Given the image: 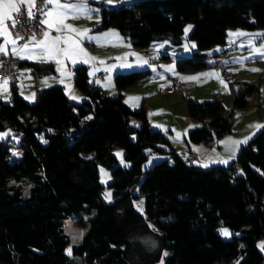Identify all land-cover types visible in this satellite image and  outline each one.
<instances>
[{"label":"trees","instance_id":"1","mask_svg":"<svg viewBox=\"0 0 264 264\" xmlns=\"http://www.w3.org/2000/svg\"><path fill=\"white\" fill-rule=\"evenodd\" d=\"M189 23L197 51L177 60L180 72L215 66L224 53L210 63L203 52L225 46L230 29L264 31V0H144L104 8L97 29H115L133 49L145 50L163 40L178 47ZM18 64L35 78L57 72L52 62ZM150 73L116 74L114 83L122 91ZM74 84L87 98L80 105L58 85L37 90L33 105L15 85L10 103L0 101V131L11 129L22 150L20 162H9L11 147L0 142V264H264V128L228 167L203 169L185 164L163 134L152 131L143 109L132 111L121 95L111 98L91 85L85 66L74 68ZM230 87L233 108L245 109L260 80ZM188 116L198 124L185 138L188 149L212 147L232 132L234 118L219 98L190 100ZM116 148L129 169L118 166ZM153 153L168 159L142 173ZM100 165L111 173L112 203L103 200ZM139 197L144 214L136 207ZM73 216L87 230L69 255L64 225ZM221 227L239 235L225 240Z\"/></svg>","mask_w":264,"mask_h":264},{"label":"rangeland","instance_id":"2","mask_svg":"<svg viewBox=\"0 0 264 264\" xmlns=\"http://www.w3.org/2000/svg\"><path fill=\"white\" fill-rule=\"evenodd\" d=\"M140 1L144 0H110V2L109 0H88L89 8L97 10L95 12L88 13V15L91 16L90 19L86 18V16H81V18L79 19H74L71 16L66 18L68 20L67 25H71L72 27L81 30L84 28L90 29L92 36L100 38L99 40L94 41L95 44L94 46H92L93 48L91 47L92 42H90L89 40H81L82 44L79 41H75L76 44H78L79 47L82 48L84 52H86L88 55L85 56L83 53L78 52L73 58L83 60L85 59V63H92V65L83 64L78 66H85L88 72V70H91V68L94 67L95 64L97 65L98 63V61H93L90 59L91 55L96 56L98 52L101 54L104 51H109L119 47L116 42L117 40H115L111 35H108L110 37L104 36V34H110L108 32H116V34L121 35L119 31L115 29H97L98 26L101 24L102 10L104 8L116 9L120 6H130L131 4ZM65 2L71 3L73 1L65 0ZM78 2H80V0L76 2L74 1L73 3ZM189 26H191V28L187 32H185V29ZM193 28L194 25L192 23L186 25L184 29L183 38L181 39L182 43L178 47H172L169 42L163 40L151 43L150 47L145 50H135L130 46V43L126 41V38L121 35L122 40L126 41V44H129V47L123 48V50H135L138 53H143L140 56H142L143 60H147L148 64L140 65L136 63V60L130 57V53L126 52L122 54H116L117 57L113 58L116 59V61H107L111 58L105 56L102 57L103 55H98L100 56L98 57V60L103 61V63H99L105 66L103 68L104 72L108 71L106 69H113L108 71L110 76L106 78L104 84H101V87H103L101 89L105 96L111 98L121 95L123 102L127 104L132 111H139L140 109H143L148 125L152 129V131L162 133L165 139H167V141L169 142L170 148L177 153L181 152V150H183V147L185 150L188 149L187 144L185 142V138L188 132L192 129H195L198 125L195 121H192L188 116V105L190 100L194 102H207L214 100L216 98V95L221 96L219 97V99L221 100V103L225 109V114H230L234 118L231 128L232 132L224 135L216 143V145H213L214 147L212 146L213 149L210 155H208L205 160L200 161V163L198 161H195V165L201 166L203 169H206L213 166H219V161L227 160V163H222L220 166L228 167L237 158L241 147L246 143L240 144L238 147L233 149V146H226L223 142L226 141L228 138H231L232 140L241 141V139L244 138L246 133L251 129L250 126L254 125L255 122H258V124H260L259 121L264 120V56H261L255 52V48H259L262 43L264 44V39L261 38L256 40L252 38L253 36H248V40L243 41L239 40L238 36L231 37L230 33H232L233 31L238 32L239 30L240 32L252 35L258 32H262L263 30L247 32L241 29H230L228 31L229 43L234 42L235 45H237L236 48L232 49L228 47V49L227 46H215L203 52V54H205L209 58V62L213 63V56L217 55V52H214V50H230L224 52L225 57L223 59V63L227 68H229V70L234 72V80L232 79L229 81H223L219 75L212 77L203 76L199 80H186L181 79V77H194L199 76L202 73L216 72L215 67L213 65H210L200 71H178L176 66L177 60L181 58L189 59L192 57L193 53L197 51L195 42L189 39ZM69 33L72 39L66 38L69 41L68 46H74L71 43L72 41H74L72 35H74V38L80 36L75 32L69 31ZM259 41H261V43ZM250 44L254 45V47H249ZM159 45H163L162 50L165 52V54L163 55H166L169 50L172 51L173 55L169 56V58L167 59H158V55L150 54L149 50H152V47ZM192 45H195V47H192ZM185 46H187V50H185ZM89 49L94 54H91ZM147 51L148 54L145 53ZM95 58L97 59V57ZM120 58H123V60H121ZM151 60L152 62L154 61V63L149 65V62H151ZM122 64H131L132 67H122ZM144 65H148V67ZM173 65L174 71H166L167 66ZM116 66L121 69L120 73L117 72V70L115 72L114 69L116 68ZM139 67H145L148 71L151 72L148 78L142 82H138L135 85L126 88L125 90H118L114 83V76L116 74H130L135 72L146 71L145 68L142 69ZM251 69H258V71H251ZM160 70L165 71V74L167 73L169 75L179 77L180 81L182 82V90L179 93L176 92L172 95L158 93L157 90L164 88V86H162V82L164 80L163 75H159V77L156 75L158 72H160ZM21 74L22 76L19 77L20 79H22V81H20L16 85L15 91L21 98L25 100L28 105L35 104L37 90L47 89L55 85L63 87L68 100L75 105H80L82 102L87 100L84 93H82L79 89L76 88L74 84V78H72L71 76V78L69 76L61 77V85H59V82V84L54 83L56 80L48 79L49 76L42 77L43 79H37L40 81L35 82V77L31 75L30 70L27 68H21ZM88 76L89 83L91 85H100V83H93L91 76ZM45 80L47 81L46 84H44ZM257 80H260V92L258 96L255 97L256 99L251 98L249 100V105L245 109L233 108L234 96L231 92V82H254ZM11 89L12 86L10 82H8L6 85H2V92H8L2 95L0 101L6 104L10 103L12 96ZM2 92H0V94ZM73 95L76 96L78 99H73ZM130 125L135 128L141 127V123L138 120H131ZM262 129L263 128H260L258 132H256V134L259 133V131H261ZM0 133H10L9 135H5L3 138H0V142H7L8 145L11 147V154L8 158L9 162H20L22 159V150L19 145L20 137L16 136L11 129H5L3 131H0ZM256 134H254L250 139H252ZM134 139L135 137L132 136V140ZM249 140H247V142ZM163 149L169 150L168 147H163ZM116 153H121L122 155L118 156L116 155ZM113 155L117 160L118 166H121L125 169L130 168V164L124 160V151L121 148H116L113 151ZM198 157L199 155H197L195 159L197 160ZM166 159H168V155L166 154H151L148 160L143 164L141 172H146L154 164L164 161ZM122 160L123 163H121ZM171 162L172 161L169 160V163ZM197 163H199V165ZM204 164H207V167L203 166ZM99 182L105 188L103 192V200L106 203H112V194L110 197L106 198V194L111 193V190L108 187L109 184L112 182L111 173L106 167L101 165L99 166ZM29 194L30 186L26 185L24 186V197H28ZM136 207L141 213L144 214L143 197H139L136 200ZM75 219L76 217L67 219L64 225L65 234L70 238L69 248H71L73 245L79 244L82 241V238L87 230L86 226L83 227L77 224L75 222ZM149 225L153 227L152 222H149ZM222 228L227 229L229 232L228 236H224L219 231V234L225 240H231L234 236L239 235V233L231 231L226 227H221L220 229ZM69 248H67V250Z\"/></svg>","mask_w":264,"mask_h":264},{"label":"snow or ice","instance_id":"3","mask_svg":"<svg viewBox=\"0 0 264 264\" xmlns=\"http://www.w3.org/2000/svg\"><path fill=\"white\" fill-rule=\"evenodd\" d=\"M24 0H21V3H23ZM110 2V0H109ZM52 4L54 5L52 10L49 11H43V14L47 17H54L56 21H58L57 26H56V31L58 33L62 32L65 28L70 31V32H75L79 36L83 37L84 39L88 40H99V37H94V36H88V33L90 32V29L84 28V29H77L72 27L71 25H61L59 22H62L63 19L68 18L71 16L74 19H79L81 16H86V18H91L88 13L95 12L97 10L91 9L88 6V0H80L78 3H61L60 0H47V3L44 6V9H47V5ZM34 7V0H28V16L31 17L33 13L31 12V8ZM9 10L15 11L18 15L20 12V8L18 7L17 3L13 2V0H0V29L3 28L4 26V21L6 19H9ZM41 24H48L49 28L52 27L51 23L49 20L44 19L40 21ZM17 25L15 22L13 23L12 27H16ZM22 29L26 28V22L22 23L20 25ZM191 26L185 29V32H187ZM35 31V30H34ZM44 39L37 41L35 38V35L29 38L27 43H24L21 48L17 49V41L25 39L23 36H20L19 33H17L16 39L10 41V43L13 45V50H12V55L17 56L19 58H27V55L25 53H31L35 52L37 57L39 58L40 62L42 63H47L49 61H54L56 64L60 65L62 61L59 59L60 56H64L65 58L72 59L78 52L83 53L85 56L88 54L84 52L82 48L79 47L78 44H76L75 41H72V45L74 46H68L69 41L67 39L62 38L61 35H57L55 37H50L49 32L45 31L43 33ZM108 35H114V34H104L105 37ZM230 35H236V36H243L247 35L246 33L243 32H237V33H230ZM257 35L264 36V33H260ZM29 44H34L36 47L34 49L29 48ZM64 45V46H62ZM158 47H163V45H159ZM192 47H195V45H192ZM249 47H254V45L250 44ZM185 50H187V46H185ZM255 52L261 56H264V44L260 45L259 48H255ZM0 53L7 55V51L4 46H0ZM90 59H96L94 57H90ZM123 59V58H120ZM138 60L142 61L143 64H147V60H143L142 57H138ZM73 64L76 63L75 59L72 60ZM103 63V61H100ZM122 67H132L131 64H122ZM110 71L111 69H106ZM57 71L61 73V76H70L71 73H65L63 67H58ZM166 71H174V65L173 66H167ZM251 71H258V69H251ZM219 73L216 72H210V73H202L199 76H190V77H181V79H186V80H199L203 76H218ZM45 83L47 82L46 80L44 81ZM8 83V79L6 78L5 81H3V84L6 85ZM223 83V81H222ZM2 86V85H0ZM73 99H78L76 96H72ZM90 118V117H89ZM250 127H255L257 129L259 128H264V125H254ZM51 131V130H49ZM10 133H0V138H3L5 135H9ZM251 137H246L244 140L237 141V140H232L231 138H228L225 143L226 146L231 145L234 147H238L240 144L247 143V140L250 139ZM42 141L43 138L41 137ZM46 143L47 141H43ZM116 155L120 156L122 155L121 153H116ZM234 158V157H232ZM222 163H227V160H222L220 161ZM123 163V160L121 161ZM203 166L207 167V164H204ZM14 183V181H13ZM111 193L106 194V198L110 197ZM222 235L228 236L229 232L227 229H220L219 230ZM75 239V238H74ZM262 248H264V245H262ZM68 254H71V248L67 250ZM166 255V253H165Z\"/></svg>","mask_w":264,"mask_h":264},{"label":"crops","instance_id":"4","mask_svg":"<svg viewBox=\"0 0 264 264\" xmlns=\"http://www.w3.org/2000/svg\"><path fill=\"white\" fill-rule=\"evenodd\" d=\"M45 1V4L47 3V0H44ZM70 1H78V0H70ZM5 2H7V0H5ZM13 2H15V3H17V5L19 6V5H24L28 10H29V8H28V0H24V2L23 3H21V0H13ZM35 2H36V0H34V4H35ZM60 2L61 3H67V2H65V0H60ZM73 2H71V3H73ZM53 7H54V5H52V4H48L47 5V9H44L45 11H49V10H52L53 9ZM33 8V7H32ZM31 8V9H32ZM16 12L15 11H12V10H9V16H10V18L9 19H6L5 21H4V26H3V28L2 29H0V39H1V41H2V43H1V45L0 46H4L5 47V49H6V51H7V55H5V54H2V53H0V64H1V62L5 59V58H7V57H12V58H14L18 63H21V62H33V63H42V62H40V60H39V58L37 57V55H36V53L35 52H31V53H25L26 55H27V58H19V57H17V56H14V55H12V50H13V45L10 43V41H12L13 39H12V36H11V34H10V31H9V29H8V26H7V22L8 21H10L12 18H13V15L15 14ZM44 19H47V20H49V22L51 23V25H52V27L51 28H49V25L48 24H44L45 25V27H46V29H47V32H49V34H50V37H55V36H57V35H61L62 36V38H64V39H72V37L70 36V33H69V31L68 30H66V28L62 31V32H60V33H58L55 29H56V26H57V23H58V21H56L55 20V18L54 17H47V16H45L44 15ZM62 26L63 25H67L68 24V20L67 19H63L62 20V22H59ZM238 32H240L239 30H238ZM108 33H110V34H114V35H111L115 40H117L116 42H117V44H118V48H116V49H112V50H109V51H104V52H102L101 54L98 52L97 54H96V56H93V55H91L90 57H97V59H91V60H96V61H98V63H97V65L95 64V66L94 67H92L91 68V70H88V75H90L91 76V79H92V82L93 83H95V84H99L100 83V85H98V86H96V87H99L100 89L101 88H103V87H101L102 85L101 84H104L105 83V80H106V78L107 77H109L110 76V74H109V72L107 71V72H104L103 70V68L105 67L104 65H102L101 63H99L100 61L98 60L99 58L98 57H100V56H98V55H103L102 57H110L111 59H108L107 61H116V59H113V58H116L117 56H116V54H122V53H130V57L132 58V59H135L136 60V63H138V64H140V65H143V63H141L142 61H140V60H138V57H142V56H140V55H142L143 53H138V52H136L135 50H123V48H128L129 46V44L127 43L126 44V41H123L122 40V37H121V35L120 34H116V32L114 33V32H108ZM233 34L234 33H237V31H233L232 32ZM260 33H264V31H262V32H258V33H255V34H252V35H249V34H247V35H243V36H238V39L239 40H243V41H245V40H248V36H253L252 38L253 39H256V40H258V39H264V36H261V35H257V34H260ZM229 35V34H228ZM73 36V40L74 41H79L81 44H82V41L81 40H84V41H88V39H84L83 37H76V38H74V35H72ZM88 36H92V34H91V31L88 33ZM234 36H236V35H231V37H234ZM108 37H110V36H108ZM90 42H92V44H91V47L92 46H94V44H95V40H89ZM232 42V41H231ZM27 43V42H26ZM229 44V45H228ZM263 44V43H262ZM261 44V45H262ZM62 46H64V45H62ZM225 46H227V48L229 47V48H236V46L237 45H235V43L234 42H232V43H229V37H227V40H226V45ZM16 47H17V49H19V48H21L22 46H20V45H16ZM36 46L34 45V44H29V48L30 49H34ZM150 47V46H149ZM89 48V47H88ZM93 48V47H92ZM228 48V49H229ZM152 50H149L150 51V54H156V55H158V53H160V55H158V59H167V57L169 58V56H167V55H161L162 53L163 54H165V52L162 50V47H158V46H154V47H152L151 48ZM89 51H90V49H89ZM128 51V52H127ZM170 51V50H169ZM225 51H230V50H214V52H217L216 54L217 55H219V54H221V53H224ZM91 52V54H94L92 51H90ZM145 53H147L148 54V51L147 52H145ZM115 55V56H114ZM165 56H167V57H165ZM224 57H225V54H223V56L220 58V61H222V63L224 62L223 61V59H224ZM18 58V59H17ZM59 59L62 61V63L60 64V65H58V64H56L54 61H49V62H47V63H50V62H52V63H54L55 64V66H56V70H57V68L58 67H63V69H64V72L65 73H71V77L72 78H74V68H75V66H78V65H83V64H89V65H92V63H85V59L83 60V59H75V58H72V59H68V58H65L64 56H60L59 57ZM73 59H75V61H76V63L75 64H73V62H72V60ZM102 59V58H101ZM121 60H123V59H121ZM92 62V61H91ZM152 63H154V61L153 62H149V65L150 64H152ZM148 64V63H147ZM224 64V63H223ZM144 66H146V67H148V65H144ZM89 68V67H88ZM139 68H142V69H144L145 67H139ZM227 68V67H226ZM228 70H229V68H227ZM111 70H113V69H111ZM115 70V72H116V70H117V72H121V69H119V67L118 66H116V68L114 69ZM145 70L146 71H148L147 70V68H145ZM229 73H230V75H231V79L230 80H232L233 79V75H234V72L233 71H231V70H229ZM99 74H104V79L102 80V81H97V80H95V77L97 76V75H99ZM113 74V73H112ZM29 75V74H28ZM158 77H159V75L160 76H162L163 75V78H164V80H163V82H162V86H164V88L169 84V81H170V79L171 78H178L179 79V77H177V76H173V75H169V74H165V71H162V70H160V72H158L157 74H156ZM19 76H22V74H21V68H19V70H18V73L17 74H15V76H14V78H15V81L14 82H12V79H10V80H8V82H10V84H11V86L12 85H15V88H16V85L20 82V81H22V79H20V77ZM69 76V77H70ZM19 77V78H18ZM51 77V78H50ZM62 76H61V73L60 72H56V74L55 75H53V76H49L48 77V79H52V80H56L55 82L54 81H52V82H54V83H56V84H59L60 82H61V80H60V78H61ZM70 77V78H71ZM36 80H35V82H38V81H40V80H37V79H40V78H35ZM43 79V78H42ZM234 80V79H233ZM3 81H5V79H3V80H1L0 81V85H4L3 84ZM179 81H180V79H179ZM59 82V83H58ZM181 82V81H180ZM47 83V82H46ZM46 83H44V84H46ZM59 85H61V83L59 84ZM95 86V85H94ZM181 86H182V82H181ZM1 87L2 86H0V92H2V90H1ZM102 90V89H101ZM182 90V87L180 88V90L178 91V93L180 92ZM8 92V91H7ZM7 92H2L1 94H0V98H2V95H4V94H6ZM219 97H221V96H219V95H216V98H219ZM81 98V97H80ZM83 99V98H82ZM259 125H261V124H264V120H260L259 121ZM258 124V122H255L254 123V125H257ZM254 125H252V126H254ZM260 129V128H259ZM259 129H257V128H255V127H251V129L246 133V135H245V137L244 138H242L241 140H244L246 137H252L254 134H256V132H258V130ZM249 140V139H248ZM216 145V144H215ZM214 147V146H213ZM213 147H211V148H206L205 146L203 147L202 145H196V146H190V148L188 149V151L187 150H185L184 149V147H183V150H181V152H176L177 154H182V153H192V154H194V155H199V157L197 158V160L195 159L194 161H193V164H195V161H198L199 163H200V161H202V160H205L206 158H207V156L208 155H210V153H211V151H212V149H213ZM234 148H236V147H234L233 146V149ZM175 152V151H174ZM196 155V156H197ZM195 156V157H196ZM199 163H197L198 165H199ZM219 164L221 165L222 164V162H220L219 161ZM219 165V166H220ZM199 167H201V166H199ZM202 168V167H201Z\"/></svg>","mask_w":264,"mask_h":264},{"label":"built area","instance_id":"5","mask_svg":"<svg viewBox=\"0 0 264 264\" xmlns=\"http://www.w3.org/2000/svg\"><path fill=\"white\" fill-rule=\"evenodd\" d=\"M45 6L44 0H36L34 7L31 9L33 15L31 17L28 16V9L24 5H19L20 8L19 15L15 13L13 18L7 22L8 29L12 36V39H16L17 33L20 36H23L25 39L17 41V44L22 46L24 43L28 42L29 38L35 35L37 41L44 39L43 33L47 31L44 24H41L40 21L44 20L43 11ZM17 25L15 28L12 27L13 23ZM26 22V28L22 29L20 25ZM35 30V31H34ZM167 56H172V51H168L166 53ZM215 70L219 73L220 78L223 81H229L231 79V75L226 68V66L219 61L215 66ZM19 64L18 62L12 58L7 57L5 58L0 64V81L3 79L10 80L15 74L18 73ZM104 79V74H99L95 77V80L102 81ZM181 88V83L178 78H171L169 84L163 88L157 90L158 93L172 95L178 92ZM184 158V162L187 165H190L195 160V155L192 153H182L181 154Z\"/></svg>","mask_w":264,"mask_h":264},{"label":"water","instance_id":"6","mask_svg":"<svg viewBox=\"0 0 264 264\" xmlns=\"http://www.w3.org/2000/svg\"><path fill=\"white\" fill-rule=\"evenodd\" d=\"M11 79H12V82H14V81H15V78H14V77H12Z\"/></svg>","mask_w":264,"mask_h":264},{"label":"bare ground","instance_id":"7","mask_svg":"<svg viewBox=\"0 0 264 264\" xmlns=\"http://www.w3.org/2000/svg\"><path fill=\"white\" fill-rule=\"evenodd\" d=\"M158 55H160V53H158ZM161 55H163V53H162ZM151 62H152V60H151ZM13 77H14V76H13Z\"/></svg>","mask_w":264,"mask_h":264}]
</instances>
